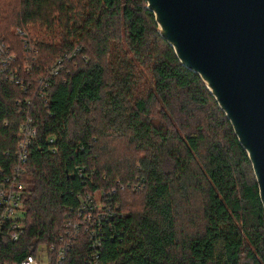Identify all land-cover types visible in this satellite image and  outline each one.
Returning a JSON list of instances; mask_svg holds the SVG:
<instances>
[{
    "label": "trees",
    "instance_id": "obj_1",
    "mask_svg": "<svg viewBox=\"0 0 264 264\" xmlns=\"http://www.w3.org/2000/svg\"><path fill=\"white\" fill-rule=\"evenodd\" d=\"M0 37L17 58L0 74V185L20 169L25 187L24 236L1 229L0 263L58 244L70 218L80 233L60 264H87L76 210L98 192L111 206L93 228L100 264H264L248 157L144 0H0Z\"/></svg>",
    "mask_w": 264,
    "mask_h": 264
},
{
    "label": "water",
    "instance_id": "obj_2",
    "mask_svg": "<svg viewBox=\"0 0 264 264\" xmlns=\"http://www.w3.org/2000/svg\"><path fill=\"white\" fill-rule=\"evenodd\" d=\"M144 2L159 36L225 114L264 212V0Z\"/></svg>",
    "mask_w": 264,
    "mask_h": 264
},
{
    "label": "built area",
    "instance_id": "obj_3",
    "mask_svg": "<svg viewBox=\"0 0 264 264\" xmlns=\"http://www.w3.org/2000/svg\"><path fill=\"white\" fill-rule=\"evenodd\" d=\"M22 36V33L17 32L16 36ZM11 51L8 49V46L3 45V40L0 37V74L4 73L6 67H11L10 64H14L17 61V58L13 55H10L7 58V54H10ZM13 53V52H12ZM14 54V53H13ZM15 55V54H14ZM31 68L27 65H24L23 70L29 71ZM54 73L58 72L57 68H53ZM41 90L47 88V81L43 78L40 79ZM43 96V95H42ZM30 103H28L29 105ZM32 121H28L27 124L22 125L20 128V136L18 137V159L21 164L25 163L30 145L35 139L36 130L31 128ZM80 170H77V174L80 175ZM22 175L23 172L20 169H17L13 178L5 179V182L0 185V236L1 229L2 232H5L10 235V240L13 242H18L19 238L24 236V185L22 184ZM96 194V193H95ZM95 194H88L81 201V205L77 208L76 214L78 217H83V224H88L89 234L91 235L90 244L92 245L93 252L89 256V261L87 264H100L98 259V249L101 247L99 240L95 239L96 231L93 228L99 226V224L109 218L108 214L110 213V203L106 199L105 203L100 202ZM70 214L72 210H70ZM67 217V215L65 216ZM68 218V217H67ZM80 224L72 221L70 218L67 219V224L64 229H66L64 235H60L59 242L56 245H51L45 247L43 245H35L33 250L34 253L26 255L18 262L12 264H60L66 259L67 254L70 249V243L75 240V237L80 233L79 227ZM69 227H72L69 229ZM54 254V259L51 257V254ZM0 264H10V263H0Z\"/></svg>",
    "mask_w": 264,
    "mask_h": 264
},
{
    "label": "rangeland",
    "instance_id": "obj_4",
    "mask_svg": "<svg viewBox=\"0 0 264 264\" xmlns=\"http://www.w3.org/2000/svg\"><path fill=\"white\" fill-rule=\"evenodd\" d=\"M134 190H132V192H133ZM136 192V191H135ZM95 197L97 198V199H99V197H100V193H98V192H96V194H95ZM109 200V199H108Z\"/></svg>",
    "mask_w": 264,
    "mask_h": 264
}]
</instances>
